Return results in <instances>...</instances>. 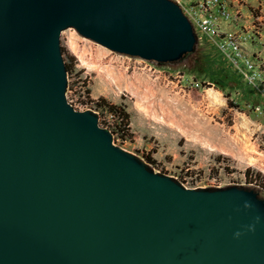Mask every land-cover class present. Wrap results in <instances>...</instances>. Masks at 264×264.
I'll return each mask as SVG.
<instances>
[{"label":"water","instance_id":"1","mask_svg":"<svg viewBox=\"0 0 264 264\" xmlns=\"http://www.w3.org/2000/svg\"><path fill=\"white\" fill-rule=\"evenodd\" d=\"M70 28L158 63L197 42L172 0H0V264H264L257 192L186 188L68 102Z\"/></svg>","mask_w":264,"mask_h":264},{"label":"rangeland","instance_id":"2","mask_svg":"<svg viewBox=\"0 0 264 264\" xmlns=\"http://www.w3.org/2000/svg\"><path fill=\"white\" fill-rule=\"evenodd\" d=\"M172 1L197 39L177 62L121 55L63 31L67 100L95 112L115 145L186 188L238 187L264 198V0ZM99 98L126 107L125 133L108 110L87 105Z\"/></svg>","mask_w":264,"mask_h":264},{"label":"trees","instance_id":"3","mask_svg":"<svg viewBox=\"0 0 264 264\" xmlns=\"http://www.w3.org/2000/svg\"><path fill=\"white\" fill-rule=\"evenodd\" d=\"M65 64L68 74L71 73L72 66L67 57L65 58ZM85 93L87 96L90 95V91L88 88H85ZM87 103L88 106H94L96 111L97 109H103L108 110L110 113H112L118 121V124H116V129L118 133H125V131L129 129L128 127L130 124V115L126 112V107L124 105L108 104L104 98H99L97 102L90 101Z\"/></svg>","mask_w":264,"mask_h":264},{"label":"built area","instance_id":"4","mask_svg":"<svg viewBox=\"0 0 264 264\" xmlns=\"http://www.w3.org/2000/svg\"><path fill=\"white\" fill-rule=\"evenodd\" d=\"M200 26H201L202 28H204V29H208L209 26H210V24H209L208 20H204L203 22H200ZM235 50L237 51V53L239 52L237 46L235 47Z\"/></svg>","mask_w":264,"mask_h":264},{"label":"clouds","instance_id":"5","mask_svg":"<svg viewBox=\"0 0 264 264\" xmlns=\"http://www.w3.org/2000/svg\"><path fill=\"white\" fill-rule=\"evenodd\" d=\"M238 235V234H237Z\"/></svg>","mask_w":264,"mask_h":264}]
</instances>
